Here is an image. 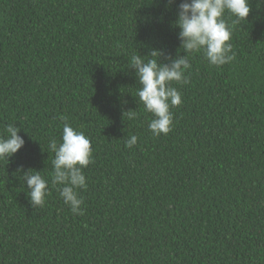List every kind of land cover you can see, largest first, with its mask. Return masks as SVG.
Here are the masks:
<instances>
[{
	"label": "trees",
	"instance_id": "16d2710c",
	"mask_svg": "<svg viewBox=\"0 0 264 264\" xmlns=\"http://www.w3.org/2000/svg\"><path fill=\"white\" fill-rule=\"evenodd\" d=\"M181 2L0 0V135L15 124L25 141L0 160V264H264V0L234 26L230 63L189 54L155 136L130 60L177 56ZM65 122L92 142L81 215L52 184ZM21 169L48 181L43 206Z\"/></svg>",
	"mask_w": 264,
	"mask_h": 264
},
{
	"label": "clouds",
	"instance_id": "9594fccd",
	"mask_svg": "<svg viewBox=\"0 0 264 264\" xmlns=\"http://www.w3.org/2000/svg\"><path fill=\"white\" fill-rule=\"evenodd\" d=\"M175 0H169V5ZM252 11L251 0H182L178 6L177 18L173 27L178 28L180 49L175 58L169 57L168 63H161L162 53L153 50L148 56L133 55L131 68L135 71L140 102L146 112L152 114L148 125L155 135H167L173 127L172 108L182 103L180 91L171 86L172 82L189 83L185 73L191 68L190 53L203 52L212 66H223L235 59L231 39L233 28L240 21H246ZM231 19V24L227 22ZM182 50L184 55H180ZM154 57V58H150ZM129 119L136 117V110L126 112ZM21 127L15 124L5 126V134L0 135V160H7L21 150L25 141L19 133ZM138 137L132 135L126 147L136 145ZM59 144L56 140L49 142L54 153L52 159V184L58 187L59 196L75 215L83 214V198L79 190L86 189L87 180L84 170L93 163L92 142L84 132L74 129L65 122ZM20 178L26 186L27 196L32 206L39 207L46 203L49 193L48 181L42 172L22 169Z\"/></svg>",
	"mask_w": 264,
	"mask_h": 264
}]
</instances>
